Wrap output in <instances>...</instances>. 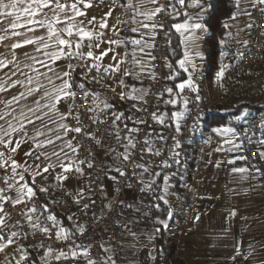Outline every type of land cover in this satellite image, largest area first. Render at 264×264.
I'll return each instance as SVG.
<instances>
[{"label":"crops","instance_id":"1","mask_svg":"<svg viewBox=\"0 0 264 264\" xmlns=\"http://www.w3.org/2000/svg\"><path fill=\"white\" fill-rule=\"evenodd\" d=\"M212 1L0 0V160L9 165L12 202L35 197L33 179L50 181L72 196L69 204L49 202L60 235L70 238L85 228L79 201L87 184L74 142L76 122L70 107L58 103L76 72L71 60L90 62L107 74L104 80L84 75L78 82L92 114L110 115L116 122L146 94L140 80L151 61L153 17L162 9L181 52L170 66L159 121L176 126L184 116L179 93L200 89L203 78L211 99L218 100V80L246 53L255 0H234L235 12L224 22L229 54L222 60L217 56L214 72L209 71L204 24ZM243 102L209 107L176 183L143 168L142 184L152 202L130 205L135 218L148 215L149 222L136 227L125 221L122 244L129 264L152 263L161 236L184 264H264V191L237 165L234 143L252 112ZM258 102L264 106V100L253 103ZM115 141L113 132L108 149L95 157L99 185L108 194L113 192L111 172L122 159L109 156ZM152 210L162 213L156 226ZM4 218L0 192V264H47L64 256L44 249L38 259L26 248H11L14 231Z\"/></svg>","mask_w":264,"mask_h":264},{"label":"built area","instance_id":"2","mask_svg":"<svg viewBox=\"0 0 264 264\" xmlns=\"http://www.w3.org/2000/svg\"><path fill=\"white\" fill-rule=\"evenodd\" d=\"M250 17L246 53L218 80V100L211 99L206 78L202 79L198 90L183 89L178 96L184 116L176 126L159 121L171 73L167 12L164 9L153 17L151 61L140 80L147 89L146 94L130 108L126 118L114 122L110 115L92 114L87 93L79 86L78 79L85 75L104 80L107 74L90 62L71 60L76 72L68 80L70 89L59 97L58 103L70 107L76 122L74 142L79 170L87 184V193L79 201L85 228L70 238L60 235L54 213L45 202L69 204L72 196L66 189L55 188L50 181L33 179L38 196L24 203L12 202L9 165L0 160L4 223L14 231L10 247L15 250L26 248L38 259L43 256L44 249L64 255L47 264H129L122 244L127 233L125 221H131L136 227L149 222L148 215L135 218L130 205L138 202L148 207L152 202L151 193L142 184L143 168L150 169L166 182L176 183L183 173L196 130L208 116L211 105L264 100V4L260 0L252 3ZM113 132L116 141L109 156L122 159L118 168L111 172L113 192L108 194L99 185L95 157L108 149ZM234 143L237 165L264 191V114L251 118Z\"/></svg>","mask_w":264,"mask_h":264},{"label":"trees","instance_id":"3","mask_svg":"<svg viewBox=\"0 0 264 264\" xmlns=\"http://www.w3.org/2000/svg\"><path fill=\"white\" fill-rule=\"evenodd\" d=\"M210 14L205 19L204 24L207 28V37L206 42L209 46V56L208 58L211 60V64L209 65V71L214 72L217 68V56H219L221 51V40L225 36V27L224 22L229 19L235 12V2L234 0H213L210 5ZM168 24V21H167ZM167 36H168V48L170 50L169 62L170 66H173L174 61L180 56V43L177 35L168 27L167 25ZM241 104L242 107H246L247 109H251L249 117L247 118V122L256 116L264 114V106L260 105V102L253 103L254 101H246ZM240 106V108H242ZM125 115L122 118H126ZM221 121L223 123L228 122L229 115L221 116ZM35 196H38V192ZM47 206L53 211L55 215V208L49 204V202H45ZM153 218L152 222L154 225H158L156 223V218L160 217L161 214L155 213L152 210ZM156 255L152 263L150 264H184L183 259L177 256L176 250L174 246L167 245L163 237H159L155 243ZM149 264V263H148Z\"/></svg>","mask_w":264,"mask_h":264},{"label":"rangeland","instance_id":"4","mask_svg":"<svg viewBox=\"0 0 264 264\" xmlns=\"http://www.w3.org/2000/svg\"><path fill=\"white\" fill-rule=\"evenodd\" d=\"M260 2H262L264 4V0H260ZM227 45H228V43L225 40V38L223 40H221V53L219 54L220 60H222V58H224L226 55L229 54ZM236 121H240V118H237Z\"/></svg>","mask_w":264,"mask_h":264}]
</instances>
